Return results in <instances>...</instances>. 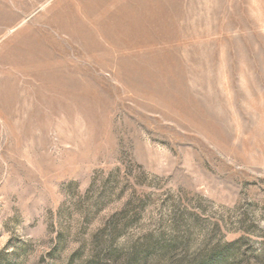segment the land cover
I'll return each mask as SVG.
<instances>
[{
	"label": "rangeland",
	"instance_id": "374dc122",
	"mask_svg": "<svg viewBox=\"0 0 264 264\" xmlns=\"http://www.w3.org/2000/svg\"><path fill=\"white\" fill-rule=\"evenodd\" d=\"M0 264H264V0H0Z\"/></svg>",
	"mask_w": 264,
	"mask_h": 264
}]
</instances>
